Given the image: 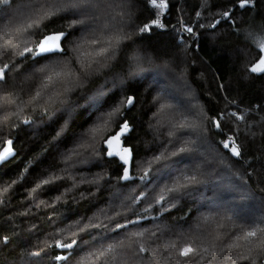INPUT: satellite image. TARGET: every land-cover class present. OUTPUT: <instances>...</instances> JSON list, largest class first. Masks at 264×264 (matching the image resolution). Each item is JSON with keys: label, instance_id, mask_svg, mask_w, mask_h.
Masks as SVG:
<instances>
[{"label": "trees", "instance_id": "trees-1", "mask_svg": "<svg viewBox=\"0 0 264 264\" xmlns=\"http://www.w3.org/2000/svg\"><path fill=\"white\" fill-rule=\"evenodd\" d=\"M239 3L168 0L166 9L157 10L150 0H102L85 17L61 13L42 23L45 33H68L63 54L35 59L0 54L12 66L3 94L14 92L18 98L8 109L17 114L0 125V151L8 140L15 148L14 156L0 165V189H8L0 197V264H79L85 253L109 244L118 245L116 260L99 264H175L170 257L187 242L216 245L220 255L214 264H231L226 256L233 253L221 245L241 227L264 224V72L250 71L264 58V0H248L243 8ZM28 4L12 0L0 5V18L11 19L27 11ZM81 18L85 24L72 25ZM154 19L163 27L139 31ZM106 32L127 36L115 54L85 68L67 84L60 102L44 107L43 101L26 103L40 88L38 69L59 63L78 72L84 61L74 51L77 44ZM35 39L29 36L26 46ZM24 46L22 40L18 51ZM128 97L131 105L123 103ZM102 116L107 123L94 139L89 135L92 147L66 160L78 137ZM125 122L129 131L105 143ZM229 137L240 147L239 158L223 147ZM124 148L131 150L127 164L119 155H108ZM160 152L170 157L166 167L154 165L141 179L147 162ZM125 167L128 178H123ZM53 175L60 179L29 195L40 179ZM184 175L196 181L179 193L163 191ZM161 194L167 198L157 204ZM40 201L45 203L37 207ZM81 222L101 228L82 234L80 250H68L67 261H56V255L67 253L54 247L55 241L77 232ZM138 232L144 236H135ZM140 244L158 258L137 255ZM40 248L39 256L30 255ZM253 257L255 264H264V256ZM178 259L179 264H198L194 258Z\"/></svg>", "mask_w": 264, "mask_h": 264}, {"label": "snow or ice", "instance_id": "snow-or-ice-1", "mask_svg": "<svg viewBox=\"0 0 264 264\" xmlns=\"http://www.w3.org/2000/svg\"><path fill=\"white\" fill-rule=\"evenodd\" d=\"M12 0H0V5H9ZM102 3V0H29L28 10L23 13H17L12 15V18L8 17L0 18V54H18L20 57H24L26 54L32 56L34 59L36 57L44 58L50 54H63L64 48L62 41L67 37L68 33L64 31H56L55 33L48 34L45 33L41 28L42 23L45 20H50L61 13H71L72 15L85 17L88 13L93 12ZM151 5L157 10L166 9L168 6V0H150ZM248 0H240L239 6L241 8L245 7ZM158 14V13H156ZM199 15V13H197ZM225 17L229 16L228 12H224ZM85 24V19L81 18L78 20H73L72 25ZM153 26L163 27L159 19H154L150 24H144L139 31L141 33L150 32ZM185 31L191 33L193 29L191 27L185 28ZM36 36L34 45L32 47L26 46L27 38L29 36ZM127 38L126 34L120 32H106L97 36L92 34L90 38L77 44L74 51L79 53V56L83 58L84 63L80 65L79 71H75L73 68L69 67L67 64H59L45 68L42 67L38 69V72L42 74L40 88L33 91L29 97L27 104H36L40 101L43 103L41 107L50 106L62 100L65 92L69 89L67 84L71 83L74 78L78 77L80 73L84 72L85 68L91 69L93 65L99 64L102 60L107 59L109 56L115 54L119 45L123 40ZM25 42V46L22 51H18V45L21 41ZM261 46H264V40L261 42ZM87 45V47H85ZM134 61L139 60V56H134L132 58ZM79 64V61H77ZM0 125L7 124L16 112L9 113L8 109L12 106L17 105V99L14 92L5 93L3 83L6 81L7 72L10 66L8 63L0 60ZM253 73L264 72V58H260L259 62L256 63L251 69ZM57 86L63 89V91H57ZM128 105L133 103V98L128 97L126 101ZM163 107V105L161 106ZM119 111L118 108L113 109L111 112L107 113V117H111L115 112ZM237 119H244L243 116L237 117ZM100 123H97L93 127L86 130V134H82L74 142L73 146L68 150L66 155V160L71 161L73 157L80 155L82 152H87L91 147L89 143V135L92 139L95 138L96 134L102 130V125L106 124L107 121L102 116L100 118ZM214 125L219 128L220 121L218 119H213ZM129 131V126L125 122L121 127L120 131L112 136L111 139H106L105 143L111 144L114 140H118L121 135ZM61 132L58 131L57 135ZM223 147L228 150L232 156L239 158L241 156V150L238 144H236L235 139L229 137L223 142ZM180 152L186 151L185 148H180ZM13 154L12 141H7V147H4L3 151H0V161H4ZM178 153H171L172 156ZM108 155H119L120 159L127 164L131 156V150L129 148H124L122 153L108 152ZM169 155L165 152H160L154 155L153 158L148 161V169L145 170L144 175L141 179H145L149 172L153 169L154 165H159L161 169L166 167V162L169 160ZM123 178H128V168L125 167ZM56 179L60 177L49 176L46 179H40L38 183L31 189L29 195L42 190L45 186L54 183ZM196 181L194 175H184L182 177H176L172 179L171 186L165 185L163 191L168 193H179L182 189L189 188ZM15 183V181H14ZM7 188L0 189V197L3 196L4 192H7ZM166 196L161 194L157 199L156 203L160 204L166 200ZM60 197H56L59 200ZM0 203H3V199L0 198ZM45 202L40 201L43 205ZM138 221H129V223H137ZM107 226H105L106 228ZM126 225L117 224L116 228H124ZM100 224L92 223H82L78 227L77 232H70L67 236L62 239H57L55 241L54 247L57 249L65 250L67 254H58L54 257L56 261H67L71 252L68 250H80V242L82 239V234L87 233L91 235L92 229H100ZM137 237H143V232H138L134 234ZM79 237V239L74 238ZM93 240H96V236H92ZM220 240V237H216ZM6 242L8 237H3ZM87 243V242H85ZM53 245H49L52 247ZM216 245H211L208 247H194L193 242H187L178 249L175 256L170 257L175 264H179L178 258H194L197 260L198 264H214V261L220 253L215 251ZM118 245L109 244L106 247L96 248L92 251H88L83 256H81L79 264H99V262H104L106 258H111L116 260V252ZM221 250L227 253H233V255H227L226 261H230L231 264H238V262H247V264H255V259L253 253L257 256H264V224H254L248 228L241 227L237 232L231 234L229 240L221 245ZM43 248L39 251H33L30 253L32 256H39ZM137 255L148 254L153 258H158L156 252H149V250L140 244L137 247Z\"/></svg>", "mask_w": 264, "mask_h": 264}, {"label": "water", "instance_id": "water-1", "mask_svg": "<svg viewBox=\"0 0 264 264\" xmlns=\"http://www.w3.org/2000/svg\"><path fill=\"white\" fill-rule=\"evenodd\" d=\"M12 141V148H13V154L10 156V157H8L7 159H5L4 161H0V165L2 164V163H4L5 161H7L9 158H11V157H13L14 156V154H15V148H14V145H13V140H11ZM117 145V147H116V150H117V148H118V146H119V143H116ZM4 147H7V143L4 145ZM4 147L1 149V151H3V149H4Z\"/></svg>", "mask_w": 264, "mask_h": 264}]
</instances>
